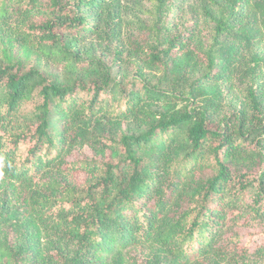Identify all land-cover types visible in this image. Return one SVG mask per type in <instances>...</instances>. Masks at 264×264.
I'll return each instance as SVG.
<instances>
[{
	"label": "trees",
	"instance_id": "1",
	"mask_svg": "<svg viewBox=\"0 0 264 264\" xmlns=\"http://www.w3.org/2000/svg\"><path fill=\"white\" fill-rule=\"evenodd\" d=\"M140 259L264 264V0H0V264Z\"/></svg>",
	"mask_w": 264,
	"mask_h": 264
},
{
	"label": "rangeland",
	"instance_id": "2",
	"mask_svg": "<svg viewBox=\"0 0 264 264\" xmlns=\"http://www.w3.org/2000/svg\"><path fill=\"white\" fill-rule=\"evenodd\" d=\"M168 19L169 18L167 17V20ZM80 154L81 155H88V154L90 155V152L87 149H83V150L80 151ZM132 264H143V259H140V261H138V262L137 261L136 262L134 261V263H132Z\"/></svg>",
	"mask_w": 264,
	"mask_h": 264
}]
</instances>
